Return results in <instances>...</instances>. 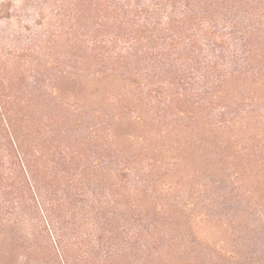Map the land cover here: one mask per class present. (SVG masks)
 <instances>
[{
	"label": "rangeland",
	"instance_id": "rangeland-1",
	"mask_svg": "<svg viewBox=\"0 0 264 264\" xmlns=\"http://www.w3.org/2000/svg\"><path fill=\"white\" fill-rule=\"evenodd\" d=\"M0 264H264V0H0Z\"/></svg>",
	"mask_w": 264,
	"mask_h": 264
}]
</instances>
